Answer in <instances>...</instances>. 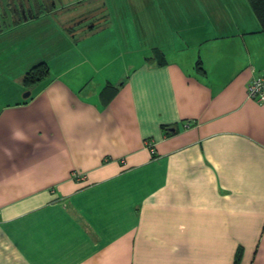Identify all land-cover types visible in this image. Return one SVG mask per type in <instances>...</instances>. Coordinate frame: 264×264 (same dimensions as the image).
Listing matches in <instances>:
<instances>
[{
	"label": "crops",
	"instance_id": "0c3cea01",
	"mask_svg": "<svg viewBox=\"0 0 264 264\" xmlns=\"http://www.w3.org/2000/svg\"><path fill=\"white\" fill-rule=\"evenodd\" d=\"M15 1L0 0V264H264L249 0Z\"/></svg>",
	"mask_w": 264,
	"mask_h": 264
},
{
	"label": "trees",
	"instance_id": "16d2710c",
	"mask_svg": "<svg viewBox=\"0 0 264 264\" xmlns=\"http://www.w3.org/2000/svg\"><path fill=\"white\" fill-rule=\"evenodd\" d=\"M249 2L259 19L261 28L264 29V0H249ZM45 72H46V66L44 65L43 62L36 64L24 76L25 84L30 85L36 82L43 76V74H45ZM239 255H240V251H238L235 255V262H237Z\"/></svg>",
	"mask_w": 264,
	"mask_h": 264
},
{
	"label": "built area",
	"instance_id": "2783aa9c",
	"mask_svg": "<svg viewBox=\"0 0 264 264\" xmlns=\"http://www.w3.org/2000/svg\"><path fill=\"white\" fill-rule=\"evenodd\" d=\"M246 92L249 98L258 103H264V74L252 78L247 84ZM189 125L190 124L187 122L185 127H189ZM150 150L154 152L153 148H150Z\"/></svg>",
	"mask_w": 264,
	"mask_h": 264
},
{
	"label": "rangeland",
	"instance_id": "374dc122",
	"mask_svg": "<svg viewBox=\"0 0 264 264\" xmlns=\"http://www.w3.org/2000/svg\"><path fill=\"white\" fill-rule=\"evenodd\" d=\"M51 1H54V2H60V0H51ZM16 2V4H12V0H3V5H4V7L6 8V11H7V13L9 14L10 12H11V7H13V6H15L16 5V7H17V9H18V3H19V1H15ZM11 33H13V32H11Z\"/></svg>",
	"mask_w": 264,
	"mask_h": 264
},
{
	"label": "water",
	"instance_id": "95a60500",
	"mask_svg": "<svg viewBox=\"0 0 264 264\" xmlns=\"http://www.w3.org/2000/svg\"><path fill=\"white\" fill-rule=\"evenodd\" d=\"M21 5V4H20ZM22 6V5H21ZM23 18L26 19V15L23 13ZM29 92H26V95H28Z\"/></svg>",
	"mask_w": 264,
	"mask_h": 264
}]
</instances>
